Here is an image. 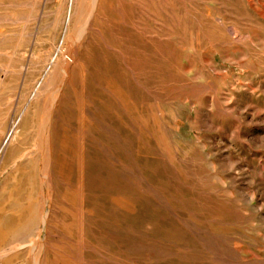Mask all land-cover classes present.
<instances>
[{"label":"rangeland","instance_id":"1","mask_svg":"<svg viewBox=\"0 0 264 264\" xmlns=\"http://www.w3.org/2000/svg\"><path fill=\"white\" fill-rule=\"evenodd\" d=\"M88 1L0 0V264H264V0Z\"/></svg>","mask_w":264,"mask_h":264},{"label":"bare ground","instance_id":"2","mask_svg":"<svg viewBox=\"0 0 264 264\" xmlns=\"http://www.w3.org/2000/svg\"><path fill=\"white\" fill-rule=\"evenodd\" d=\"M96 4V0H91V1H88V6H87V8L86 9H82V14H81V17L78 19V21H77V26H76V28H75V32H74V34H73V39L74 38H79L80 37V35H81V33L83 32V31H85V28H86V26H87V20H88V17H89V15H90V13L92 12V10H93V8H94V5ZM82 8V7H81ZM84 8V7H83ZM73 41V40H72ZM66 60V59H65ZM63 61V60H62ZM66 62V61H65ZM60 64H61V62H60ZM65 64V63H64ZM62 69V68H61ZM56 102H55V99L53 98L52 99V101H51V104H50V109L51 108H53L54 107V104H55ZM50 114V113H49ZM49 116V115H48ZM45 130H47V127L44 129V135H43V143H42V150H43V152H44V155H45V157L47 156V151H49V150H47V144L48 143H46V135H45ZM48 142V141H47ZM6 144H8V143H6ZM49 146V145H48ZM49 211V210H48ZM47 211V209H45V214L48 212ZM43 212V213H44ZM42 231V230H41ZM13 249V248H12Z\"/></svg>","mask_w":264,"mask_h":264}]
</instances>
